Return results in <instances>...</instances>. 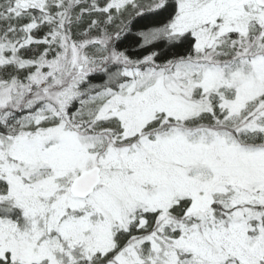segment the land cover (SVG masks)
Wrapping results in <instances>:
<instances>
[{
	"label": "snow or ice",
	"instance_id": "1",
	"mask_svg": "<svg viewBox=\"0 0 264 264\" xmlns=\"http://www.w3.org/2000/svg\"><path fill=\"white\" fill-rule=\"evenodd\" d=\"M0 264H264V0H0Z\"/></svg>",
	"mask_w": 264,
	"mask_h": 264
}]
</instances>
